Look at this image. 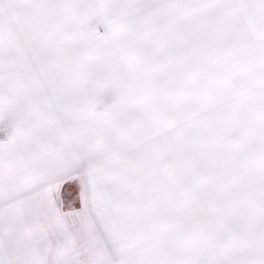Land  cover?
<instances>
[{"label": "snow or ice", "instance_id": "6c2138e0", "mask_svg": "<svg viewBox=\"0 0 264 264\" xmlns=\"http://www.w3.org/2000/svg\"><path fill=\"white\" fill-rule=\"evenodd\" d=\"M0 264H264V0H0Z\"/></svg>", "mask_w": 264, "mask_h": 264}]
</instances>
